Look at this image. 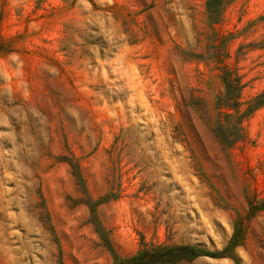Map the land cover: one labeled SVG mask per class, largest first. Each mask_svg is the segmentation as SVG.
<instances>
[{
    "label": "rangeland",
    "instance_id": "374dc122",
    "mask_svg": "<svg viewBox=\"0 0 264 264\" xmlns=\"http://www.w3.org/2000/svg\"><path fill=\"white\" fill-rule=\"evenodd\" d=\"M225 70L264 101V0H0V264H264V106L224 148Z\"/></svg>",
    "mask_w": 264,
    "mask_h": 264
},
{
    "label": "trees",
    "instance_id": "16d2710c",
    "mask_svg": "<svg viewBox=\"0 0 264 264\" xmlns=\"http://www.w3.org/2000/svg\"><path fill=\"white\" fill-rule=\"evenodd\" d=\"M221 78L224 83V92L217 96L215 108L219 111L221 118L219 121V131L217 137L221 145L226 149H231L235 144L246 139L247 132L244 126L245 120L264 106V101L253 99L246 103V106L240 101L245 84L242 83V77L230 70L223 71ZM259 95L258 98H262ZM233 124V126H231ZM229 128H235L238 132L234 135L227 133ZM190 253L191 256H185ZM203 253V252H202ZM196 248L191 246L174 247H154L141 250L136 256L122 261L125 264H152L153 259L158 255H167L171 264H181L186 260L194 259L202 254Z\"/></svg>",
    "mask_w": 264,
    "mask_h": 264
}]
</instances>
